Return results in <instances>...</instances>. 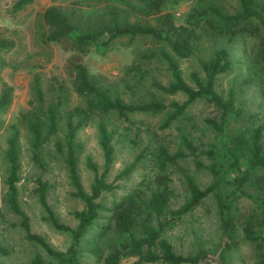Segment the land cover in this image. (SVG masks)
<instances>
[{
  "label": "trees",
  "instance_id": "obj_1",
  "mask_svg": "<svg viewBox=\"0 0 264 264\" xmlns=\"http://www.w3.org/2000/svg\"><path fill=\"white\" fill-rule=\"evenodd\" d=\"M32 1L16 0L13 8L19 9ZM122 1L126 19L118 21L110 18L104 25L92 31L78 30L60 8L48 6L40 14L46 28L41 40L44 43L60 44L64 50L83 54L91 46L102 48L116 37H148L154 42L162 43L167 49L150 52L146 58L160 59L170 77L165 84L151 80L150 85L164 94L180 93L184 99L168 104L155 99L124 101L90 80L76 54L68 58L67 68L72 75V88L83 99V103L59 112L58 101L47 104L43 102L38 79L34 76L32 94L35 106L19 117L29 134L31 159L40 165L39 154L43 145L58 132L61 125L62 143L55 142L54 147L56 150H64L63 162L73 189L72 196L80 200L82 206L79 210L72 211L75 219L73 226L60 222L46 202L47 183L37 176L34 193L43 210V219L54 230L63 232L68 237V244L63 251L54 250L40 234L31 231L29 218L18 202L16 184L19 180V130L12 125L11 133L5 139L3 152L6 166V204L18 217V226L24 238L38 245L55 264H81L82 242L86 245L85 251L93 257L94 264H121L123 259L131 257L135 260L130 264H226V255L236 244L235 235L238 233L243 241L254 244L257 251L256 264H264V148L261 140L264 121L249 127L238 126L234 131L227 133L228 123H238L245 114L244 109L235 104L232 87L227 89L225 98L214 87L216 76L229 69L228 53L224 47L214 49L207 58L197 53L202 37L220 38L228 43L237 37L251 36L256 39L252 64L264 79L262 0H233L235 8L232 11H226L220 5L205 3L192 8L180 24H176L169 13L160 14L165 0ZM156 14L159 16L155 18L154 25L140 22V19ZM104 35L106 38L102 40ZM12 46L11 40L0 38V53ZM188 58H194L199 69V72L188 73L190 85L184 81L177 61ZM133 69L137 72L139 70L137 67ZM248 81L249 79L242 80ZM198 99L205 100L218 110L216 120L206 118L204 122L216 135L221 136L219 148L213 145L197 148L184 134H179L178 149L169 151L166 146L156 144L153 150L148 152L146 145L113 176L112 180L107 181L105 176L113 161L114 148L111 140L114 130H108L106 125L99 121L97 132L102 167L99 171L89 158L85 159V166L92 174V181L88 190H83L76 167L75 151L78 144L74 139L76 132L86 122L110 112L125 117L130 113L156 114L168 109L160 124V128H164ZM9 100L10 88L4 87L0 90V111L6 108ZM201 156H204L208 163H203ZM184 158H190L195 169L206 171L211 176V181L200 187L191 175L180 169L184 197L181 204L172 209L169 204L174 198V193L169 187V169H179L178 162ZM145 161H151L155 169L152 176H142L119 198H114L110 208L105 207L100 202L102 194L117 189L119 186L116 181L127 179L137 165ZM225 186L229 188L223 191ZM246 188L261 193L262 198L253 199ZM209 196L213 198L220 229L217 243L212 249L197 248L192 254L175 252L165 238V232L175 220L192 211ZM241 197L253 199L259 210L258 217L254 212L236 205V201ZM103 212L107 215L104 222L98 224L97 220L101 219ZM91 228H94V232L85 238ZM0 254H6L2 246ZM31 264L44 262L38 256H33Z\"/></svg>",
  "mask_w": 264,
  "mask_h": 264
},
{
  "label": "rangeland",
  "instance_id": "obj_2",
  "mask_svg": "<svg viewBox=\"0 0 264 264\" xmlns=\"http://www.w3.org/2000/svg\"><path fill=\"white\" fill-rule=\"evenodd\" d=\"M15 1L0 0V38L13 42L12 48L0 53V90L4 87L10 88L9 103L0 111V246L6 250V254H0V264H31L33 256H38L44 264H55V261L38 245L24 238L18 226V217L6 204L4 185L6 166L3 152L5 139L10 135L14 125L19 130L17 141L19 180L16 184L18 202L29 218L31 231L40 234L54 250L63 251L68 244V237L63 232L54 230L43 219V210L34 193L37 176L47 183L45 199L60 222L73 226L75 219L72 211L79 210L82 206L81 201L72 196L73 189L69 184L63 162L64 150H56L54 147L55 142L62 143L61 125L58 132L43 145L39 154L40 165L31 159L29 134L24 124L19 121V117L35 106L32 94L33 77L36 76L38 79L43 102L47 104L58 101L59 112L83 103V99L72 88V75L67 68L68 58L76 54L90 80L124 101L155 99L168 104L171 101L181 102L184 97L180 93L164 94L150 85L151 80L165 84L170 77L160 59L146 58L150 52L167 49L162 43L154 42L148 37H116L102 48L91 46L83 54L67 51L60 44L44 43L41 40L46 28L40 14L48 6L60 8L78 30L92 31L104 25L110 18L125 20L124 1L33 0L19 9H14ZM205 3L220 5L226 11L235 8L233 0H165L160 14L169 13L173 21L180 24L184 22L192 8ZM261 3L264 7V0ZM158 16L150 15L140 19V22L154 25ZM105 38L104 35L102 40ZM219 47H224L228 53L229 69L216 76L215 90L225 98L227 89L232 87L235 104H239L245 113L238 123H228L227 133L234 131L238 126L257 125L264 121V79L252 64L256 39L251 36L237 37L226 43L224 39L202 37L197 53L207 58ZM177 61L184 81L190 85L188 73L199 72L194 58ZM134 67L139 69L138 72L133 69ZM244 79L249 81L242 82ZM167 110L156 114L130 113L125 117L110 112L89 120L79 128L74 139L78 144L75 156L83 190L87 191L92 181V174L85 166V159L89 158L99 171L102 167L97 132L99 121L103 122L108 130H114L111 140L114 148L113 161L105 176L107 181L112 180L113 176L146 145L148 152L152 151L156 144L166 146L169 151L178 149L179 134H184L197 148H205L208 145L219 148L221 136L216 135L204 122L206 118L216 120L218 117V110L212 104L198 99L188 105L176 120L160 128ZM261 140L264 148V129ZM200 160L208 163L204 156H201ZM178 167L179 169H169V187L174 193V198L169 204L172 209L178 207L184 197L180 169L191 175L200 187L211 181V176L206 171L194 168L190 158L180 160ZM154 170L151 161L137 165L127 179L116 181L119 186L117 189L103 193L100 202L110 208L114 198H119L142 176L151 177ZM228 188L229 186H225L223 191ZM246 191L253 199L262 198L261 193L252 189L246 188ZM253 199L241 197L236 201V205L254 212L258 217L259 210ZM106 215V212L101 213V219L97 220V223H103ZM93 232L94 228L89 229L85 238ZM219 234L213 198L209 196L192 211L175 220L164 236L175 252L186 255L192 254L197 248L212 249L219 239ZM235 240L236 244L226 255V264H256L257 251L254 244L243 241L238 233ZM81 248V264H94L93 257L85 251L84 242L81 243ZM134 260V257L123 259L121 264H130Z\"/></svg>",
  "mask_w": 264,
  "mask_h": 264
}]
</instances>
